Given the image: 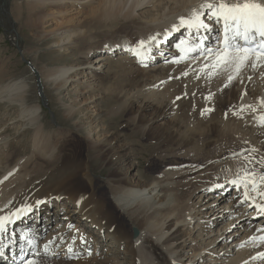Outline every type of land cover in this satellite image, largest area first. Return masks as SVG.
<instances>
[{
  "label": "bare ground",
  "instance_id": "obj_1",
  "mask_svg": "<svg viewBox=\"0 0 264 264\" xmlns=\"http://www.w3.org/2000/svg\"><path fill=\"white\" fill-rule=\"evenodd\" d=\"M90 1L12 0L11 3V0H0V23L5 27L7 37L18 45L20 41L17 33L13 31L15 21L10 9L15 12L16 18L21 17L25 24L40 23L43 19H55L57 14H66L65 11L54 12L56 14L44 13L48 9L87 7L93 4ZM207 2L215 3L218 0H99L88 16L94 14L92 18L94 22H98L99 17L95 15L98 13L102 17L100 22H110L112 25L121 19L127 22L128 31L121 33L117 41L108 43L105 52L98 55L94 61L85 63L82 60L79 66L51 68L44 77L53 81L58 88L72 82L74 76L71 77V74L79 70L83 71L84 76L87 71L93 76L98 72L113 73L111 61L104 62L110 59L111 55H125L116 62V66H120V69L122 66L127 68V74L132 78V81H129L132 86L138 87L142 82L140 88L152 90L158 88L161 83L164 84L167 79L175 78L176 73L186 66L206 64L211 70L213 57L208 55L207 51L200 56L195 52V41L191 38L194 39L198 32L193 28L179 26L180 17H190L193 9H199L205 14L204 20L208 26L214 22V28L206 31V35L209 39L207 47L216 48L218 43L214 37L220 27L211 19L210 10L201 7ZM258 2L264 3V0ZM147 7L149 10L142 11ZM173 25H178L179 30L173 28ZM71 36L77 35H62V41L57 46L67 49ZM151 36H157V39L147 46L144 53L147 57L144 59V66L148 68H137L135 63L140 62V57L129 48L131 46L135 49L139 40L147 41ZM178 43L181 44L179 49L176 47ZM186 48L194 50H182ZM202 67L203 70L207 69L204 65ZM217 70L215 78L212 79L215 80L213 85H221L225 93L233 97L229 102L235 105V110L242 116L241 119L233 118L215 123V127L220 130L222 144L225 141L216 154L219 158L202 162L200 157H194L193 166L191 164L187 168L166 167L150 180L131 177L129 168L128 173L123 175L120 173L123 166L115 163L116 167L109 172L107 193L94 179L93 162L99 158L96 154L101 157L110 153L117 155L118 149L122 148L118 154L124 158L126 166L130 164L128 146L116 144L119 141L118 134L112 135L116 145H108L104 154L102 151L106 146V139L98 140V133L97 140L88 136L81 141V148L75 147L73 141L76 136H72L70 129L48 130L47 124L42 121V107L25 104L26 84L23 81L2 85L1 95L23 92L22 96L20 95L21 100L19 99L21 122L24 126H29L25 130L32 135L30 147L26 152L28 155L17 161H13L12 153L0 157V216H8L17 208L26 205H32L35 210L28 212L27 217L21 216L17 219L13 216L14 222L7 223V231L0 233V264H18L22 255L33 251L32 247L28 249V243L23 239L24 228H28L25 232H28L34 244L40 245L37 254L26 258L21 264H26L28 260H35L37 264H198L206 261V255L218 257H212V263L207 260L210 264H264V209L257 207L264 204V197L256 195L249 186V196L255 198L253 203L252 200L244 198L242 186L231 183L238 175H242V169L254 171L257 180L264 174V123L260 122L261 117H264V65L255 69L250 65L246 66L239 74H235L232 69ZM229 73L234 76L231 81L228 79ZM221 81L224 84H220ZM162 87H159L158 92H161ZM93 88L94 86L90 85L89 89ZM164 88L166 91L165 85L163 91ZM142 92L140 91L141 94ZM152 92L150 95H158L155 91ZM212 92H215V89ZM153 96L149 97L152 99ZM164 99L163 97L162 101L156 99V102L146 103V108L143 109L154 107V116L158 120L170 114H175L174 118L178 117L180 103L175 105ZM12 100L14 103V99ZM124 102L120 98L118 105L111 106L107 110L109 116L129 107L128 103ZM75 107L76 105L68 106L66 118L73 119ZM175 108H178L176 112ZM256 112L259 118L251 119V114ZM141 113L133 121L140 123L144 132H150L152 128L144 123ZM102 118L99 114L98 123L99 120L105 122L106 119ZM93 119L91 121L96 124L97 119ZM175 124L169 122V125L160 128L156 136L162 139L156 141V145L165 146L172 142L178 135L175 133ZM80 127L77 123L78 131ZM210 130L216 131L215 128L207 131ZM74 134H77V131ZM178 136L184 137L176 141L178 146L185 140L189 141L186 133H180ZM109 163L113 164L111 161ZM231 186L234 193L229 195ZM257 191L264 192V183L259 180ZM37 201L45 202L37 205ZM235 222V233L229 235L232 230L230 226ZM207 227L210 231L205 232ZM45 232L49 234L47 237ZM196 233L199 241L195 242L191 237L186 238L187 235ZM242 234L244 235L239 238ZM207 235L210 238L216 235V238L207 241ZM229 242L232 243L231 249ZM46 244L48 250H45ZM188 245H191L193 253L190 257H187L190 254L186 251ZM218 259L223 260L218 263Z\"/></svg>",
  "mask_w": 264,
  "mask_h": 264
},
{
  "label": "rangeland",
  "instance_id": "obj_2",
  "mask_svg": "<svg viewBox=\"0 0 264 264\" xmlns=\"http://www.w3.org/2000/svg\"><path fill=\"white\" fill-rule=\"evenodd\" d=\"M91 1L93 4H89L87 7L71 6L64 10L48 9L46 12L44 11V13L65 11L64 13L66 14L65 16L57 14L55 15V19H50L48 21L43 19L40 23L25 24L23 19H21V17L16 18L15 12L10 9V14L15 21L14 27L19 36V46L21 50H18L11 39L7 37V33L4 31L5 27L0 23V157L3 158L9 154H14L13 161H17V159H21L28 155L26 152L30 147V137L32 134L25 130V128L27 129L29 126H24L21 122L20 97L23 92L19 94L18 92H14L12 95L10 94L11 96L6 93H2L3 95H1L2 85L21 80L26 84L24 93L25 104L28 106L40 105L42 107V121L47 124L46 127L48 130L66 131L70 129L69 131L73 133L72 136H76V140L73 141L75 147L81 148V141L88 136L91 137L90 139L93 138L97 140L98 136H96V133L99 134L98 140L106 139V146L103 149L104 151H102L103 154L108 149V145L115 146L117 144V146H128L127 152L131 157V161L127 166L125 165L126 161L124 162V158L118 154V152H121L120 150L122 148L118 149L117 155L110 153L108 156L104 155L101 157L96 154V157L99 158L94 159L95 161L93 162L94 179L106 193L109 172L112 168L116 167L115 163L123 166V168L120 169V173H123V175L128 173L127 168H129V175L131 177H136L141 180H150L160 170L166 167L175 166L178 168H187L190 167L191 164L193 166L195 164L193 163L194 157H200L202 162L218 159L219 157L216 154L220 148L224 146L225 141L222 144L220 130L215 127V123L224 122L229 119L233 120V118H235L234 120L238 118L241 119L242 116L235 110V105L229 102L233 97L225 93L221 85L220 87L219 85H213V81L215 80L212 79H214L219 72L217 69L214 70L211 68L210 70L206 64H203L204 68L209 70L206 72L205 69L203 70V65H198L196 66L197 68L195 65L186 66L176 73L175 78L167 79L164 84L161 83L158 88L152 90L140 88V86L143 85L142 82L141 85L138 86L139 88L137 86H132L129 83L130 80L132 81V78L127 74V68L122 66V69H120V66H116V62H119L125 55H111V58L104 60V62L108 60L111 61L113 66L111 71H113V73L98 72V74L93 76L87 71L84 76L83 71L79 70L71 74V77L74 76L72 82L58 88L53 84V81L45 79L44 75L51 68L58 66H79L82 60L85 63L94 61L98 55L105 52V46L108 43L117 41L121 33H126V31H128L127 22L121 19L113 25L110 22H100L102 17H100L98 13H95V15L99 17V21H95L97 22L95 23L92 18L94 14L89 16L88 14H91V10L98 5L99 0ZM145 10H149V8L147 7L142 11ZM143 13L144 12H142V15L144 16ZM138 21L139 20H137V22ZM72 34L77 36H71L69 40L70 43L67 44V49L57 46V44L62 41V35ZM157 49L158 47L154 50L156 51ZM115 53H117V51H115ZM23 58L31 62L40 75L46 106L42 104L36 76ZM132 58L135 59L134 57ZM135 65L140 69L148 68V66H144L146 62L141 63L136 61ZM210 71H212V73H210ZM230 74L231 73L228 75ZM224 75L226 74L224 73ZM91 82L93 84H91ZM168 83L169 85L172 84V86L170 87ZM210 84L213 85V87H211ZM220 84L224 83L222 82ZM90 85L94 86L92 89L93 91L89 89ZM164 85L166 87V91L164 88L166 93L163 91ZM161 86H163L161 92H158ZM169 88L171 89L170 91ZM213 88L215 92H212L214 91ZM140 91H143L142 94ZM154 91L158 93L160 97L157 94V97L154 94V96L150 95L151 92L154 93ZM149 96H153L152 99ZM163 97L166 99H164L165 101H171L172 104L177 105V103H180L178 117L174 118L175 114H170L158 120L154 116L156 111L154 107L148 108L147 110L143 109V107L146 108V103L156 102L158 99L162 101ZM120 98L122 102L126 99L127 102L125 101L124 103H128L127 105L129 107H125L124 110L120 111L118 114L109 116L110 114H108L107 110L113 105H118ZM12 99H14V103ZM72 105H76V113L73 119H69L65 116L68 106L71 107ZM174 110L176 112L178 108ZM140 113L143 115L144 123L150 125L152 128L150 129L151 133L148 130L144 132L141 124L133 121L136 116L139 117ZM257 113L258 112L253 115L251 114L252 117L250 118H254L253 120L258 119L259 116ZM99 114L102 115V119H106L105 122L99 120L98 123L97 118ZM235 116H237V118ZM91 119H93V121L97 119L96 124H94ZM169 122H175V133H178V135L180 133H186L189 137V141L185 140L178 146L176 141L182 140L184 137H179L177 135L171 143L165 144V146L156 145V141L162 139L157 137L156 133H159L161 127L169 125ZM260 122L262 124L264 123L261 119ZM77 123L81 126L79 131L77 130ZM255 124L258 125L256 121ZM211 128H215L216 131H207ZM76 131L77 134H74ZM152 132L154 136H152ZM115 133L119 136V141L117 143L116 140H112V135ZM153 137H156V139H153ZM115 138L117 137L115 136ZM177 156L181 157L177 158ZM109 161L113 164H110ZM228 191L229 195H232V193H234V188L231 186ZM32 222H34V220H32ZM235 225L236 222L230 226L232 230H230L229 235H234ZM207 229L205 232L210 231L209 227H207ZM44 235L47 237L49 234L45 232ZM197 235L198 233L191 234V236L187 235L186 238H194V241L197 242L199 241ZM243 235L244 234L239 236V238ZM207 238V241H210L216 238V235L212 238L207 235ZM238 239L236 240L238 241ZM236 240L232 241L236 242ZM195 244L198 245L197 243ZM190 246L191 245H188L186 248L187 253H190L187 257L193 254ZM228 246L231 249L232 243ZM216 247L218 248V246ZM212 257L218 258L217 256L206 255L205 260H211ZM51 259L53 258H50V260ZM57 260L59 261L60 259ZM68 260L70 261V259ZM222 260L223 259H218L217 262L220 263ZM185 261L188 262V260ZM206 261L198 264L212 263V260L210 262ZM51 264L54 263L51 262ZM123 264L127 263L124 262Z\"/></svg>",
  "mask_w": 264,
  "mask_h": 264
},
{
  "label": "snow or ice",
  "instance_id": "obj_3",
  "mask_svg": "<svg viewBox=\"0 0 264 264\" xmlns=\"http://www.w3.org/2000/svg\"><path fill=\"white\" fill-rule=\"evenodd\" d=\"M202 8L210 10L211 19L217 23H223V37L218 42L216 48H207L208 55L212 56L214 63L211 65L213 69L223 68L225 71L232 69L235 74L246 66H251L253 69L264 65V3L258 0H218V2H207L201 5ZM204 13L199 9H193L190 17H180L179 26H185L195 29L199 32L201 29L210 31L208 24L204 20ZM178 25H173V28L179 30ZM157 36H151L147 41L139 40L134 51L135 55L140 57V62L143 63L147 57L144 55L147 46L155 41ZM183 43V41L181 42ZM179 49L181 44H177ZM185 52L193 51L192 48L182 49ZM186 74V73H185ZM233 75H229L231 81ZM179 99V98H178ZM264 103V100H262ZM264 121V117H261ZM251 163V161H246ZM242 175H238L237 179L231 181L233 185L242 186L243 196L247 200H252L255 203V198L249 196V186L256 195L264 197V192L257 191L258 180L264 183V174H261L257 180L255 172L251 169H242ZM45 201H37L39 205ZM264 209V204L257 205ZM32 205H26L23 208H17L15 212L8 216H0V233L7 231V223H13L12 217L21 218L22 214L34 211ZM45 250H48L46 244ZM26 264H37L35 260H28Z\"/></svg>",
  "mask_w": 264,
  "mask_h": 264
},
{
  "label": "water",
  "instance_id": "obj_4",
  "mask_svg": "<svg viewBox=\"0 0 264 264\" xmlns=\"http://www.w3.org/2000/svg\"><path fill=\"white\" fill-rule=\"evenodd\" d=\"M15 25V23H14ZM13 25V26H14ZM13 31L16 33L15 31V27L13 28ZM17 37L19 38L18 34H16ZM16 45V44H15ZM16 47L18 48V50H21V47L18 45H16ZM24 61L27 63V65L32 69V71L34 72L35 76H36V79H37V84H38V91H39V94H40V97H41V100H42V104L44 106H46V103H45V95H44V92H43V86H42V83H41V78H40V75L38 73V71L35 69L34 65L29 62L28 60H26L25 58H23ZM137 232V231H136Z\"/></svg>",
  "mask_w": 264,
  "mask_h": 264
}]
</instances>
